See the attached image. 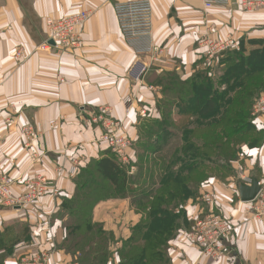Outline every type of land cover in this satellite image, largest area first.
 Here are the masks:
<instances>
[{"label": "crops", "instance_id": "crops-1", "mask_svg": "<svg viewBox=\"0 0 264 264\" xmlns=\"http://www.w3.org/2000/svg\"><path fill=\"white\" fill-rule=\"evenodd\" d=\"M122 1L0 0V173L13 180L15 197L29 193L39 177L54 192L20 209L0 206V264H77L67 250V222L80 211L65 216L64 203L79 192L92 199V222L113 238L108 264H120V251L149 219L147 201L137 199L155 196L169 177L186 186L188 224L169 240L170 264H264V222L255 218L254 203H242L239 195L253 179L264 188L259 100L249 112L250 130L206 127L190 84L214 55L264 45V10L151 0L153 39L165 52L155 62L138 57L124 41L113 7ZM82 12L91 17L77 29V46L40 49L48 19ZM218 43L227 48L210 53L209 44ZM99 107H108L122 123L121 134L133 141L124 158L100 143L101 130L86 118V111ZM27 125L35 138L23 136ZM108 156L126 173L121 195L97 172L98 161ZM74 162L78 171L70 175ZM208 218L233 227L218 255L192 234ZM10 242L13 249L2 258Z\"/></svg>", "mask_w": 264, "mask_h": 264}, {"label": "trees", "instance_id": "trees-1", "mask_svg": "<svg viewBox=\"0 0 264 264\" xmlns=\"http://www.w3.org/2000/svg\"><path fill=\"white\" fill-rule=\"evenodd\" d=\"M221 66L223 74L217 80L207 77V70H203L190 83L194 97L197 98L196 106L205 118L202 124L206 127L224 124L234 130L238 127L250 130L249 128H253L249 122L251 108L244 115L242 109L248 103L247 98H254L253 102H256L264 94V45L251 51L242 48L229 52L221 61ZM253 102L251 105H254ZM111 154L114 156L112 152ZM96 167L97 172L110 182L115 192L123 194L127 176L114 157H102ZM185 188L180 178L175 183L174 178L169 177L155 196L145 193L137 199L141 203L147 201L144 206L150 212L149 221L135 229L133 238L124 245L120 251V264H170L167 255L169 237L174 236L181 228L188 227L184 210ZM130 191L133 192L132 189ZM188 195H192L190 191ZM81 196L82 192H79L75 201L64 203L65 208L80 211L67 223V250L77 264H108L111 258L109 245L113 243V238L100 225L92 222V199H84L83 204ZM169 199L179 201L178 213L170 212V208L166 206ZM175 220L179 222L178 226H172ZM11 242L2 258L13 249L14 244Z\"/></svg>", "mask_w": 264, "mask_h": 264}, {"label": "built area", "instance_id": "built-area-1", "mask_svg": "<svg viewBox=\"0 0 264 264\" xmlns=\"http://www.w3.org/2000/svg\"><path fill=\"white\" fill-rule=\"evenodd\" d=\"M207 5L232 6L243 11L264 10V0H205ZM116 20L124 41L138 56H151L155 62L162 61L164 49L154 42V16L151 0H126L113 5ZM91 17L90 12H82L63 19H48L46 21V39L40 46L42 51H47L55 43V47L71 49L80 43L77 35L78 27L83 26ZM208 46V44H207ZM209 51L217 54L224 51L227 45L223 43L209 44ZM125 105L131 104V99L124 100ZM256 112L264 113V95L255 105ZM88 122L101 130L100 143L105 145L109 151L120 158H124L133 147V141L121 134L122 123L111 116L108 107H99L88 110L85 113ZM144 115L145 112H142ZM23 136L27 139L36 137V130L31 125L24 127ZM33 158L35 156L33 155ZM78 171V162L69 171L75 175ZM134 171V168H131ZM13 180L6 174L0 173V206L7 209H20L32 205L50 195L52 187L44 178H36V182L29 193L15 197L12 193ZM252 212L255 218L264 222V188H261L259 195L254 202ZM233 232V227L225 219L208 218L198 221L192 228V234L196 241L207 252L218 255L225 251V242ZM41 264V263H39Z\"/></svg>", "mask_w": 264, "mask_h": 264}, {"label": "rangeland", "instance_id": "rangeland-1", "mask_svg": "<svg viewBox=\"0 0 264 264\" xmlns=\"http://www.w3.org/2000/svg\"><path fill=\"white\" fill-rule=\"evenodd\" d=\"M222 52V51H221ZM221 52H219V53H221ZM226 52V51H225ZM218 54V53H217ZM226 55H227V53H225V54H223V55H221V56H216V55H214L213 57H211V60H210V63H208V64H204V66L202 67V69H210V78L211 79H218V77H220V76H222V67L223 66H221V61L226 57ZM213 65H214V67H213ZM261 82H259V84H260ZM262 86L264 87V81H262ZM176 91H180V89H175ZM255 97V96H254ZM260 98H261V96H260ZM259 98V99H260ZM254 99V98H253ZM253 99H248L247 98V101H248V103H247V105L242 109V112H243V115L244 114H246V113H248V111H249V109L251 108L250 106H252L251 104H252V102H253ZM258 99V100H259ZM254 102H255V100H254ZM253 102V103H254ZM255 104V103H254ZM254 106V105H253ZM102 144V143H101ZM168 152V151H167ZM167 152L164 154L165 156L167 155ZM74 165V164H73ZM72 165V166H73ZM72 168V167H71ZM70 171V170H69ZM71 175V174H70ZM177 199H175V200H173V199H169L168 200V204L166 205L168 208H170L172 211H174V212H176V213H178L179 212V208L178 207H180V206H178V204H179V201H176ZM81 201L83 202L84 201V198H83V196H81ZM85 202H83V204H84ZM71 211H73V208H68L67 209V211L65 212V216H67V215H69L68 213H70ZM69 220H68V222L67 223H70V221H72V218H68ZM147 221H149V219H147ZM178 224H179V222L177 221V220H175L174 221V223H172V226H178ZM182 229V228H181ZM178 232V231H177ZM177 232H175V234L177 233ZM174 234V235H175ZM171 235V234H170ZM172 236V237H171ZM170 237H169V239L171 240V238H173L174 236L173 235H171ZM5 245V244H4ZM161 264H164V263H161Z\"/></svg>", "mask_w": 264, "mask_h": 264}, {"label": "water", "instance_id": "water-1", "mask_svg": "<svg viewBox=\"0 0 264 264\" xmlns=\"http://www.w3.org/2000/svg\"><path fill=\"white\" fill-rule=\"evenodd\" d=\"M51 46H55V43L50 41ZM261 191V186L257 179H253L251 184H242L239 188L240 201L242 203H252L256 200Z\"/></svg>", "mask_w": 264, "mask_h": 264}]
</instances>
